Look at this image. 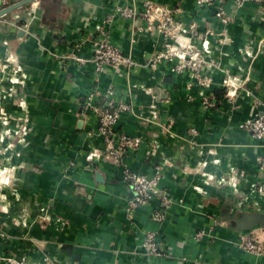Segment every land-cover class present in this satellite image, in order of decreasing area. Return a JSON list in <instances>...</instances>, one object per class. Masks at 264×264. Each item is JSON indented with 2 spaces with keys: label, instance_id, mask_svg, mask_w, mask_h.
<instances>
[{
  "label": "crops",
  "instance_id": "obj_1",
  "mask_svg": "<svg viewBox=\"0 0 264 264\" xmlns=\"http://www.w3.org/2000/svg\"><path fill=\"white\" fill-rule=\"evenodd\" d=\"M147 1L180 11L178 46L209 43V89L191 70L172 72V62L148 66L168 39L141 17L111 16L123 0H36L0 17V264H264L238 239L263 227L235 224L264 215V142L242 127L264 112V6L224 0L232 16L224 26L197 0L129 5L141 16ZM110 16L111 42L138 66L97 75L71 57L92 59ZM108 88L132 107L117 126L130 138L120 160L98 133V93ZM125 167L160 173L170 202L155 197L129 212ZM151 232L157 253L145 246Z\"/></svg>",
  "mask_w": 264,
  "mask_h": 264
},
{
  "label": "built area",
  "instance_id": "obj_2",
  "mask_svg": "<svg viewBox=\"0 0 264 264\" xmlns=\"http://www.w3.org/2000/svg\"><path fill=\"white\" fill-rule=\"evenodd\" d=\"M12 0H0V11L11 4ZM125 3L115 8V14L121 15L123 18L135 20L137 18L143 19L146 22V30L152 33H160L166 36L164 49L158 52L149 62V67L153 70L159 64L165 62L174 63L172 72L182 73L185 70H191L197 79L198 84L209 89L212 84V79L202 74L207 61L205 53H209V43L203 42L202 49H197L194 45L178 46L177 41L182 39L185 31L182 29L177 15L180 13L178 9L171 10L158 7L151 1L144 2V12L139 16L137 8L129 5V0H123ZM247 3H254L258 6H264V0H234V5L237 9H241ZM199 7L214 8L216 10V17L224 26L232 21L224 6V0H197ZM111 16L104 22L103 26L99 28V34L94 39V49L92 59L87 60L79 56H72L73 60L78 64L85 62H92L95 65V72L98 75L106 68L122 69L137 67L138 63L130 56H125L120 48L113 44L109 38L108 26L111 22ZM156 22L158 24H156ZM141 29V28H140ZM223 35L226 34L224 30ZM98 92H92L88 96L87 106H91ZM100 97L105 99L104 106L97 109L99 116L98 133L104 142V150L107 155L116 160L122 158L124 148L130 143V138L125 134H120L117 131L122 114L131 112L132 107L129 103L117 100L114 90L108 88L103 93H98ZM203 104L206 108L215 107V103L210 97H204ZM243 128L253 133V136L264 142V112L257 113L248 119L243 125ZM190 135L197 137L199 134L196 129H191ZM96 157V154H91V157ZM264 169V159L263 166ZM123 181L132 189L135 197L129 200L128 210L132 212L140 205L145 204L155 197H159L163 205L168 204L170 200L166 195L161 196L162 189L160 188V181L162 175L157 173L155 177L149 178L141 175L130 168L125 167L122 171ZM261 191V190H260ZM203 233H199L197 237L202 238ZM239 244L242 250L257 258L264 257V228H256L250 231H244L239 236ZM145 246L151 250L152 253H157L156 248V234L151 232L145 235ZM11 264L17 263L13 259H9ZM44 264H53L49 260H45Z\"/></svg>",
  "mask_w": 264,
  "mask_h": 264
},
{
  "label": "water",
  "instance_id": "obj_3",
  "mask_svg": "<svg viewBox=\"0 0 264 264\" xmlns=\"http://www.w3.org/2000/svg\"><path fill=\"white\" fill-rule=\"evenodd\" d=\"M36 0H25L19 4H15L13 6H10L2 11H0V17H2L3 15H5L6 13H9L11 11H14L15 9L22 7L26 4H29L31 2H34ZM246 222L248 224V227L245 228H241L242 230H249L252 229L255 226H261L264 228V215H259V214H250L246 216Z\"/></svg>",
  "mask_w": 264,
  "mask_h": 264
},
{
  "label": "trees",
  "instance_id": "obj_4",
  "mask_svg": "<svg viewBox=\"0 0 264 264\" xmlns=\"http://www.w3.org/2000/svg\"><path fill=\"white\" fill-rule=\"evenodd\" d=\"M246 216H244V218L242 220H238L235 222V224L237 225L238 229L241 230V228H245V227H248V224L246 222ZM254 228V227H253Z\"/></svg>",
  "mask_w": 264,
  "mask_h": 264
}]
</instances>
